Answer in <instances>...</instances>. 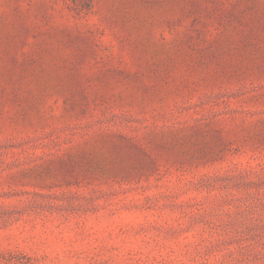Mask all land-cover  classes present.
Returning a JSON list of instances; mask_svg holds the SVG:
<instances>
[{
  "label": "rangeland",
  "instance_id": "1",
  "mask_svg": "<svg viewBox=\"0 0 264 264\" xmlns=\"http://www.w3.org/2000/svg\"><path fill=\"white\" fill-rule=\"evenodd\" d=\"M0 264H264V0H0Z\"/></svg>",
  "mask_w": 264,
  "mask_h": 264
}]
</instances>
